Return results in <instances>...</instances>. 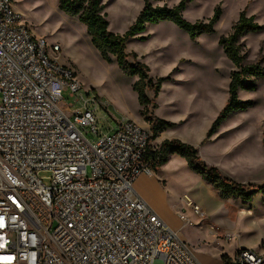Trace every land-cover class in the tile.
I'll list each match as a JSON object with an SVG mask.
<instances>
[{
  "label": "built area",
  "instance_id": "obj_1",
  "mask_svg": "<svg viewBox=\"0 0 264 264\" xmlns=\"http://www.w3.org/2000/svg\"><path fill=\"white\" fill-rule=\"evenodd\" d=\"M98 110L116 127L99 130ZM109 110L0 0V264H202L135 191L137 178L154 176L147 159L159 145ZM224 264H264V242Z\"/></svg>",
  "mask_w": 264,
  "mask_h": 264
},
{
  "label": "rangeland",
  "instance_id": "obj_2",
  "mask_svg": "<svg viewBox=\"0 0 264 264\" xmlns=\"http://www.w3.org/2000/svg\"><path fill=\"white\" fill-rule=\"evenodd\" d=\"M11 1L12 8L32 34L46 39L50 58L76 72L85 95L108 101L111 113L128 118L151 134L133 91L138 78L126 75L115 61L103 60L85 26L59 10V0ZM180 1L164 0L152 5L172 8ZM103 3L109 31L119 35L134 24L144 8L143 0H103ZM217 7L221 8L222 16L215 33L193 41L172 22L150 25L143 37L127 43V61L131 65L147 66L154 84L159 78L168 79L158 96L153 90H146L153 98L148 109L150 116L177 124L173 132L196 143L193 146L198 152L202 149L201 160L218 169L223 177L239 184L261 186L264 183V78L249 79L248 83L255 82L256 88L239 91V100L252 102L251 108L232 112L211 138L207 134L228 103L230 75L235 70L219 39L231 33L240 13L246 10L248 16L256 17L263 30L241 39L245 64L264 59V0H195L188 5L184 18L192 23L205 22ZM54 46L60 47L58 53L52 51ZM65 99L67 106H80L67 94ZM97 120L99 130L116 127L103 110H98ZM223 124L225 127L221 129ZM87 130L90 131L87 137L96 141L91 128ZM152 143L157 144L156 140ZM153 173L160 177L165 190L159 196L165 222L178 229L179 237L190 245L202 264H224L223 256L234 258L240 248L255 249L264 242L263 195L258 194L249 206L239 200H223L179 156ZM185 195L201 207L204 218L194 215L184 204ZM180 214L189 219L187 226H182Z\"/></svg>",
  "mask_w": 264,
  "mask_h": 264
},
{
  "label": "trees",
  "instance_id": "obj_3",
  "mask_svg": "<svg viewBox=\"0 0 264 264\" xmlns=\"http://www.w3.org/2000/svg\"><path fill=\"white\" fill-rule=\"evenodd\" d=\"M144 8L140 12L134 24L123 34H115L109 31L108 15L103 0H59V10L68 17L77 18L85 28L87 35L95 49L103 60L108 63L115 61L119 68L130 77H137L138 81L133 85V91L137 94L141 107V115L150 126L151 139L155 141L162 132L175 127V124L154 118L149 115L148 107L151 101L146 90H153L158 96L162 84L168 80L159 78L154 81L149 78V68L141 63L131 65L127 59V43L143 34L149 25H157L161 22H172L176 27L185 32L191 40L195 41L202 35L215 33V27L221 19L222 10L217 7L213 16L208 21L189 22L184 18V12L188 5L195 0H181L176 6L152 5V2L164 0H143ZM263 27L256 22L255 16H248L247 11L240 13L239 19L232 27L228 36L219 39V45L226 57L235 67L230 75L229 100L224 110L213 123L207 134L211 138L220 128L224 120L234 111H246L253 106L252 102H242L238 98L240 90L252 91L256 88L255 82L264 78V59L252 65L245 64V56L241 53V39L251 33L261 32ZM136 58V54H134ZM179 156L186 161L189 168L207 181L218 196L223 200H239L242 205L249 206L254 198L261 194L264 196V183L261 186L236 183L222 176L214 167L207 166L200 158L198 150L180 140H165L157 151H149L148 162L155 171L167 164L172 156ZM228 256H223L226 260ZM225 262V261H224Z\"/></svg>",
  "mask_w": 264,
  "mask_h": 264
},
{
  "label": "crops",
  "instance_id": "obj_4",
  "mask_svg": "<svg viewBox=\"0 0 264 264\" xmlns=\"http://www.w3.org/2000/svg\"><path fill=\"white\" fill-rule=\"evenodd\" d=\"M150 27V25L148 26ZM147 27V28H148ZM86 29V28H85ZM145 34H141L137 36V38L143 37ZM148 98L152 102V95L149 91L146 92ZM239 92H238V98H239ZM103 102H108V101H103ZM109 103V102H108ZM149 109V107H148ZM115 111V110H114ZM155 116V113H154ZM161 119V118H159ZM163 120V119H162ZM176 126L173 129H169L168 131L166 130L165 132H162L159 137L156 139L157 144L160 146L161 143L165 140H180L183 143L189 144L191 146H196V143L192 141H187L185 138L177 135L173 131L176 129ZM225 127V124L222 125L221 129ZM218 135V134H217ZM216 135V136H217ZM215 136V137H216ZM202 149H199V154L201 155ZM176 155L172 156L170 159H174ZM178 157V156H177ZM160 177L157 176H146V175H141L137 180L135 181L134 188L137 193V195L142 198L148 205H150L153 210L159 215V217L165 222L164 216H165V211L162 208V200L159 198V196H163L165 193V190L163 186L161 185ZM251 181H249V184ZM160 196V197H161ZM166 223V222H165ZM167 224V223H166ZM173 231L177 232L178 229L176 227H172L169 224H167ZM256 249V248H255Z\"/></svg>",
  "mask_w": 264,
  "mask_h": 264
},
{
  "label": "bare ground",
  "instance_id": "obj_5",
  "mask_svg": "<svg viewBox=\"0 0 264 264\" xmlns=\"http://www.w3.org/2000/svg\"><path fill=\"white\" fill-rule=\"evenodd\" d=\"M179 236V235H178Z\"/></svg>",
  "mask_w": 264,
  "mask_h": 264
}]
</instances>
